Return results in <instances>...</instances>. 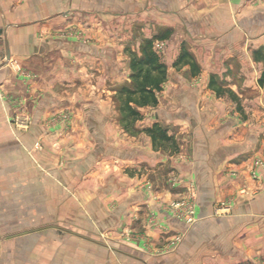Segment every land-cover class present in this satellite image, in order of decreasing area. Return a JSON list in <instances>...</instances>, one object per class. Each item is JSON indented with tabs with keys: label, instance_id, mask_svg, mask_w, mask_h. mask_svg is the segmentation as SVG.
Instances as JSON below:
<instances>
[{
	"label": "crops",
	"instance_id": "0c3cea01",
	"mask_svg": "<svg viewBox=\"0 0 264 264\" xmlns=\"http://www.w3.org/2000/svg\"><path fill=\"white\" fill-rule=\"evenodd\" d=\"M263 24L264 0H0V264L263 259V127L227 103L264 114ZM146 52L166 78L122 119ZM191 195V223L163 205Z\"/></svg>",
	"mask_w": 264,
	"mask_h": 264
},
{
	"label": "trees",
	"instance_id": "16d2710c",
	"mask_svg": "<svg viewBox=\"0 0 264 264\" xmlns=\"http://www.w3.org/2000/svg\"><path fill=\"white\" fill-rule=\"evenodd\" d=\"M262 58L264 59V54ZM130 68L131 85L122 86L119 90L126 95L125 100H122L121 109L127 112V116L123 113L122 119L128 116L133 118L139 116V112L131 106L130 102L138 106L155 104L157 102L155 91L161 88V83L166 78L165 67L158 64L155 57L148 52L141 57H136L133 54L130 57ZM258 82L264 86V68Z\"/></svg>",
	"mask_w": 264,
	"mask_h": 264
},
{
	"label": "rangeland",
	"instance_id": "374dc122",
	"mask_svg": "<svg viewBox=\"0 0 264 264\" xmlns=\"http://www.w3.org/2000/svg\"><path fill=\"white\" fill-rule=\"evenodd\" d=\"M119 24V23H118ZM135 26V27H134ZM133 27L135 28L134 29V31L132 32L131 30H129L128 31V26H124V25H122L121 24V26L119 25L117 28H118V31L119 30H121V28H122V34L123 35H125L126 36V47H128V48H130V47H134V49L135 50H137V49H139V48H141L142 46H143V44L145 45V44H147V43H149V41L152 43V39H154V38H148V37H145L144 35H142V31L140 30V28H141V22H134V24H133ZM263 28H264V24H263ZM133 30V29H132ZM139 30V31H138ZM69 33H73V31H74V29L73 28H70L69 30H67ZM129 32V34L127 35L125 32ZM132 32V33H131ZM76 33V35H77V37H78V33L77 32H75ZM72 35V34H71ZM80 38H82V37H79V38H77V39H80ZM159 40H157L156 41V43H154L155 45H153V46H155L154 48H156V49H159V48H162V46H163V43H161V42H158ZM248 41V40H247ZM251 45H252V43H251ZM248 48H250V47H248ZM137 56H138V54H136ZM135 55V56H136ZM251 55H250V53L249 54H247L246 55V59H248V57H250ZM130 57H131V55H130ZM252 59H253V56L251 57ZM256 59H261V62H262V64L264 63V59L262 58V57H258V58H256ZM258 61V60H257ZM129 64H130V58H129ZM130 70H131V68H130ZM130 74H131V71H130V73H129V76H130ZM130 80H131V77H130ZM132 82V81H131ZM250 82V81H249ZM129 85H131V83H129ZM129 85H127V86H129ZM262 87V86H261ZM249 89H250V91H252V87H248ZM226 88H224V90H225ZM226 92H227V89H226ZM256 94H259V93H264V87H262L261 88V90L259 89V88H257L256 89ZM228 94L230 95V97H231V101H229V102H227V103H229V105H230V110H231V112L233 111V112H235V110L237 111H239L240 112V117H239V120H249V123H251V124H257V123H259L262 127H263V132H264V114H262L261 116H256L255 118L254 117H251V116H249L247 113L246 114H244L243 113V106L241 105V101L237 98V96H236V94L234 93V91H232V90H230V88H229V90H228ZM125 94H123L122 93V95L121 96H124ZM250 96V95H249ZM252 96V95H251ZM246 105H247V107H253V105L255 104V102H253V101H247L246 103H245ZM256 108H258V109H260V110H264V99L262 100V103H258L257 101H256ZM258 160V159H257ZM259 160H261L262 162H264V160L263 159H259ZM263 169V168H262ZM252 176H253V178H255L256 177V175L257 174H251ZM171 182H172V180H171ZM239 194H245L246 192H247V190H246V187L244 186V184H242V185H240V187L238 188V191H237ZM190 197V196H189ZM189 197H187V196H184V197H181V198H175V199H188ZM192 197V198H191ZM191 200L193 199L194 200V198H193V196L191 195ZM174 199V198H173ZM173 199H169V200H167L166 202H165V204L163 203V205H164V207L166 208V203H169L170 202V200H173ZM195 201V200H194ZM193 201V202H194ZM195 206H196V202H195ZM226 205H225V202H223V201H221V202H219L215 207L217 208V209H220V208H224ZM168 210V209H167ZM169 211V210H168ZM197 217V216H196ZM182 220V219H181ZM183 222H185L184 220H182ZM186 223V222H185ZM249 264H254V263H249ZM256 264H264V258L263 259H261V260H259Z\"/></svg>",
	"mask_w": 264,
	"mask_h": 264
},
{
	"label": "built area",
	"instance_id": "2783aa9c",
	"mask_svg": "<svg viewBox=\"0 0 264 264\" xmlns=\"http://www.w3.org/2000/svg\"><path fill=\"white\" fill-rule=\"evenodd\" d=\"M255 164L264 168V162L259 159ZM190 197L188 199L170 200L169 203H166V209L177 218L184 220L186 223H191L196 220V206L195 201L193 199L191 200L192 197Z\"/></svg>",
	"mask_w": 264,
	"mask_h": 264
},
{
	"label": "water",
	"instance_id": "95a60500",
	"mask_svg": "<svg viewBox=\"0 0 264 264\" xmlns=\"http://www.w3.org/2000/svg\"><path fill=\"white\" fill-rule=\"evenodd\" d=\"M8 56H9V52H8V50H7V53H6V58H8Z\"/></svg>",
	"mask_w": 264,
	"mask_h": 264
}]
</instances>
